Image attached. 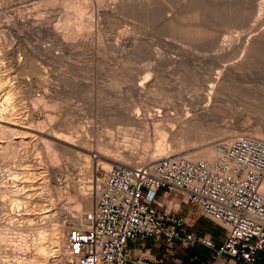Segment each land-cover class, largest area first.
I'll return each mask as SVG.
<instances>
[{
	"label": "rangeland",
	"instance_id": "rangeland-1",
	"mask_svg": "<svg viewBox=\"0 0 264 264\" xmlns=\"http://www.w3.org/2000/svg\"><path fill=\"white\" fill-rule=\"evenodd\" d=\"M92 1L84 6L77 0L78 7L84 6V17L78 19L83 29L74 46L65 47L56 33L63 29L56 27L66 15L79 13L76 5L66 10L64 0H0V109L9 121L29 124L21 131L30 143L9 162L18 169L14 173L22 174L6 181L10 192L2 202L6 241L0 264H72L54 239L67 238L81 224L77 219L89 214L75 209V188L90 193L105 170L91 151H101L113 139L119 153L141 154L152 152L160 141L153 126H128L122 120L128 107H167L174 113L180 106L190 109L191 102L202 107L215 89L217 114L181 136L187 147L179 155L187 157L222 141L225 130L243 134L264 127V39L246 48L250 38L264 31V11L259 13L264 0ZM232 66L238 71L219 86L217 80ZM144 79L145 94L129 83ZM166 133L164 142L174 148L181 137ZM55 152L58 162L51 165L49 155ZM24 169L30 177L23 176ZM159 204L187 219L192 230L197 227L184 214L181 197L162 198ZM213 227L205 223L201 228ZM37 245H44L47 258H38ZM191 249L179 248L174 259L189 262L195 256Z\"/></svg>",
	"mask_w": 264,
	"mask_h": 264
},
{
	"label": "built area",
	"instance_id": "built-area-1",
	"mask_svg": "<svg viewBox=\"0 0 264 264\" xmlns=\"http://www.w3.org/2000/svg\"><path fill=\"white\" fill-rule=\"evenodd\" d=\"M214 149L213 159L167 156L104 170L96 177L83 228L68 232L72 264H160L141 246L148 239L169 251L177 243L206 247L213 252L212 264L223 258L257 264L264 252V141L239 137L219 141ZM10 174L0 164V184ZM172 195L221 226L224 243L217 247L211 238L197 237L187 219L164 211L159 201ZM4 210L0 202V218Z\"/></svg>",
	"mask_w": 264,
	"mask_h": 264
},
{
	"label": "bare ground",
	"instance_id": "bare-ground-1",
	"mask_svg": "<svg viewBox=\"0 0 264 264\" xmlns=\"http://www.w3.org/2000/svg\"><path fill=\"white\" fill-rule=\"evenodd\" d=\"M96 1L98 3L101 0H96ZM92 2H93L92 0H83V3H84L83 5L84 6H88V5L90 6L92 4ZM76 3L79 4L77 2V0H64L65 9L67 10V8H69L70 6L75 7V5H76V8H78V12H79L78 14L79 15L74 13L75 15L73 16V15H71L73 12L71 14L69 13L70 15H66L64 19L62 18L63 23H62V25H59V26H61V28L59 26L56 27V29H63L62 31H57L56 33L58 34V36H60L63 39L64 43L62 45H64L65 47H69V46L73 47L74 42L77 41L76 38L79 37V35H81L80 32L82 30H80V29L82 28V25L80 23H78V19H79L80 15L83 16L82 12L84 11V6L78 7ZM263 5H264V3H263ZM172 9H173V7H172ZM259 9H260V12H259V10H257V11L259 13H261V12L263 13L264 6L262 7V4H261V8H259ZM263 15H264V13H263ZM79 22H81V20ZM81 23H83V22H81ZM85 28H87V26ZM262 39H264V31L261 34H259L258 37L254 38V39L250 38V41L248 42V45L246 48L249 49L251 46L253 47V44H255L256 42H258ZM225 71H226V73L223 74L224 77H220V79L217 80L218 85L220 83L222 84L223 81L224 82L227 81L230 77H232V75L236 74V72L238 70H237V66H236L233 68L229 67L228 69L226 67ZM38 75H40V74H38ZM146 80L147 79H144L138 85H137V80H132L129 83L135 84L136 87L138 86L140 93L143 94L144 92L148 93L147 92L148 90L146 87ZM148 80H150V79H148ZM147 82H149V81H147ZM219 86H221V85H219ZM214 90L209 92L208 95L206 94L207 96H205L204 99H207V103L205 105H203L202 107L201 106L199 107L197 104L196 105L198 107H196L193 104V102H191L192 104L190 106L188 105L189 107H191L190 109L187 110V109L183 108L182 106H180V107L175 108L173 110L174 113H172L171 110L169 111L168 109H166L167 107L166 108H164V107L159 108L158 107L159 108L158 110H155L153 108H149L146 106L144 109L143 108L139 109L137 106H136L137 108L134 107L132 109H129V107H128V109L125 110V113L121 114L122 120L128 126L136 125V126H141V127L143 126L145 128H148L149 126H153L154 131L158 134L160 141L155 144L154 150L152 152H143L140 154V153H133V152L129 153L128 151H126L123 153L122 152L119 153L118 152L119 147L115 148L113 146V143H114L113 139H110L111 143L109 142V143L103 144V147H102L103 149L101 148L102 149L101 151L94 152L92 150L91 155L93 156V158L96 161H98L104 167L105 170H109L112 167L111 163L119 164L121 166H129V165H133L136 161H139L140 163H145L148 160L149 164H151V163L155 162L156 160L163 158V157H167V156H184V155H179V153L184 151L185 147H187V146H185V143L183 141L184 139L182 140V137H181L183 132L186 129H189L190 127H192L195 123H199V122L203 123L206 120V116H210L211 114H217L218 107H219V99H218V96L216 95L217 92L215 93ZM6 96H7V98H6L5 102L10 99V96H11L10 91L6 94ZM37 101L39 102V100H37ZM40 102H42V101H40ZM47 119H49V121H52L51 117H47ZM174 124L178 125V128ZM28 125H29L28 123L20 122V120H18V119L9 121L5 117V115L3 114V111L0 109V164L11 173L10 174L11 176L14 175L15 177H20V175L22 174L21 173L18 176V174L14 173V171H16L18 169L13 170V167L9 166V162L12 161L13 159H16L19 157V154H20L18 151L19 148H21V147L25 148L24 146L30 145V143L27 142L26 138H23V136H26L27 133L21 131V129H28L27 128ZM38 125H40V127H41L42 125L44 126V123L40 122V123H38ZM16 128H20V129H16ZM177 129L180 131H178ZM244 129H246V128H244ZM166 131L171 133L174 136V138L175 137L176 138L181 137V138H178V142L174 148L167 145L164 142L166 137H167ZM241 132H243V131H241ZM39 134H42V132H39ZM15 136H17V139H21V140L19 142H17L16 138H14ZM18 136H22V138H18ZM239 137H252V138H256V139H260V140L264 141V127L259 128V129L257 128V130H255V131L247 128L246 130H244L243 134H240L239 132H235L234 130H231V131L225 130L224 138L222 139V141H231V140L237 139ZM175 140H177V139H175ZM85 144L87 145V143H82L83 146ZM146 146L147 145L145 144L144 147H146ZM49 147H50L49 144H47L46 149L47 150L51 149ZM188 154H190V155H188ZM188 154H187L188 158H191V159H197V158L213 159L215 157L214 145L208 146V147L206 146V147L196 148V149L190 151V153H188ZM49 158H50L49 162L51 163V165L57 164L58 156H57L56 152L52 153L51 156L49 155ZM23 163H24V161H23ZM23 171H24L23 176L24 175H26V177L29 176L28 170L24 169ZM93 172L94 171L91 170L90 174L92 175ZM13 180H14V178H13ZM6 184H7L6 182H3L0 184V202H3L4 204H6V202H7V195H8L7 193L10 192L9 191L10 189L8 190V187L6 186ZM260 189H261L262 195L264 196V181L262 182ZM75 191H76L75 197L77 199L75 209L81 210V208H84V209L88 210L89 213H91L92 208H93V204H94V193L92 192L93 190H91L90 193H85L83 189L78 190L77 188H75ZM13 202H14V200H13ZM13 202H11V203L14 204ZM68 213H69V211H68ZM70 216L73 217L72 212L70 213ZM77 223H79V224L81 223V224L76 228H83L84 218L81 220L77 219ZM4 231H3L1 224H0V247L2 246V242L6 241V238H4V235H5ZM42 233L45 234L44 231ZM42 233L40 232L41 235H42ZM54 236H56V235H54ZM55 238H56V239H54L55 242L54 241L53 242L62 248V251L64 252L66 257L70 260L69 255H68V249H67L68 248L67 238H64V237H55ZM37 250L39 252L38 258H47L46 255L48 253L46 252L47 249L44 247V245L38 246Z\"/></svg>",
	"mask_w": 264,
	"mask_h": 264
},
{
	"label": "crops",
	"instance_id": "crops-1",
	"mask_svg": "<svg viewBox=\"0 0 264 264\" xmlns=\"http://www.w3.org/2000/svg\"><path fill=\"white\" fill-rule=\"evenodd\" d=\"M182 204H185L183 200H182ZM185 205L186 206H184V208L186 210V213L184 214L188 215L189 217H193L195 219V223L197 224V227L194 230H192V227H191L190 229L191 232L197 237H208L211 239L213 238L216 246L220 247L225 241V230L218 224L205 218L197 207L190 206L188 204H185ZM191 208H192V211H190ZM193 211H196L197 213L193 215ZM182 213H183V210H182ZM205 223H208L214 227L210 228L209 230L202 229L201 227ZM177 245H179V247ZM141 246L145 247L146 249H150L152 253L158 258V260L160 261V264H167L165 262V260H167L166 257L173 258L172 264H196V263L197 264H210L209 251H208L209 249L203 246L186 247L182 245L181 243H177L175 248L172 251H169L164 247H156L153 241L150 239L143 241L141 243ZM179 248H192L191 250L195 252V256L190 258L189 262L184 260L183 258L174 259V257L176 256L175 254H177L176 250H178ZM223 259L220 260L222 264H244L242 262L232 261L228 258H223ZM257 264H264V252L260 253Z\"/></svg>",
	"mask_w": 264,
	"mask_h": 264
}]
</instances>
